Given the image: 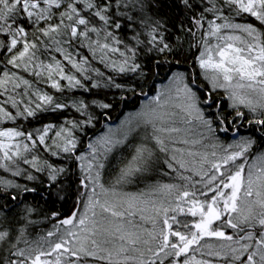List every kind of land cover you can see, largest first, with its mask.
I'll list each match as a JSON object with an SVG mask.
<instances>
[{
  "label": "snow or ice",
  "instance_id": "snow-or-ice-1",
  "mask_svg": "<svg viewBox=\"0 0 264 264\" xmlns=\"http://www.w3.org/2000/svg\"><path fill=\"white\" fill-rule=\"evenodd\" d=\"M0 264H264V0H0Z\"/></svg>",
  "mask_w": 264,
  "mask_h": 264
},
{
  "label": "trees",
  "instance_id": "trees-1",
  "mask_svg": "<svg viewBox=\"0 0 264 264\" xmlns=\"http://www.w3.org/2000/svg\"><path fill=\"white\" fill-rule=\"evenodd\" d=\"M128 110H132V109H128ZM113 119H116V116L115 115L113 116ZM131 190H135V189L133 188ZM57 207H59V205H57Z\"/></svg>",
  "mask_w": 264,
  "mask_h": 264
}]
</instances>
